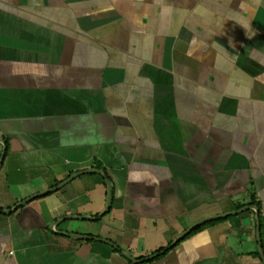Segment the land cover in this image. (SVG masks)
I'll return each mask as SVG.
<instances>
[{
  "label": "crops",
  "instance_id": "0c3cea01",
  "mask_svg": "<svg viewBox=\"0 0 264 264\" xmlns=\"http://www.w3.org/2000/svg\"><path fill=\"white\" fill-rule=\"evenodd\" d=\"M259 244L264 0H0V264Z\"/></svg>",
  "mask_w": 264,
  "mask_h": 264
},
{
  "label": "water",
  "instance_id": "95a60500",
  "mask_svg": "<svg viewBox=\"0 0 264 264\" xmlns=\"http://www.w3.org/2000/svg\"><path fill=\"white\" fill-rule=\"evenodd\" d=\"M89 172V171H88ZM206 220H208V219H206ZM206 220H202V221H200V222H198L197 224H195L194 226H193V228H195V227H197L198 225H200V224H202L203 222H205ZM190 230H192V229H189L186 233H184L183 235H182V237H184L188 232H190ZM259 222L257 221V241L259 242ZM181 237V238H182ZM258 253H259V255H260V257H261V260H262V262H263V264H264V257H263V254H262V249H261V246H260V244L258 245Z\"/></svg>",
  "mask_w": 264,
  "mask_h": 264
},
{
  "label": "trees",
  "instance_id": "16d2710c",
  "mask_svg": "<svg viewBox=\"0 0 264 264\" xmlns=\"http://www.w3.org/2000/svg\"><path fill=\"white\" fill-rule=\"evenodd\" d=\"M201 227H202V226H198V227H196L195 229L192 230V232H191L190 234L197 232L198 230L201 229ZM169 250H170V248H162V249L158 250L157 252H155V253L152 255V257H151L152 259H151V260L158 259L159 257H161L162 255H164V254H165L166 252H168Z\"/></svg>",
  "mask_w": 264,
  "mask_h": 264
}]
</instances>
